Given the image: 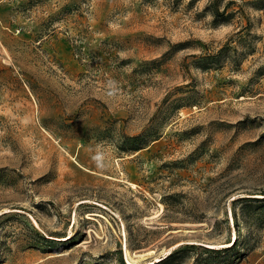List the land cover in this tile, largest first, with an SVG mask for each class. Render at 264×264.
Here are the masks:
<instances>
[{
  "label": "rangeland",
  "instance_id": "374dc122",
  "mask_svg": "<svg viewBox=\"0 0 264 264\" xmlns=\"http://www.w3.org/2000/svg\"><path fill=\"white\" fill-rule=\"evenodd\" d=\"M0 264H264V0H0Z\"/></svg>",
  "mask_w": 264,
  "mask_h": 264
},
{
  "label": "trees",
  "instance_id": "16d2710c",
  "mask_svg": "<svg viewBox=\"0 0 264 264\" xmlns=\"http://www.w3.org/2000/svg\"><path fill=\"white\" fill-rule=\"evenodd\" d=\"M216 14H218V13H216ZM253 200H254V201H259L258 199H253ZM238 244H239V243H238V240H236L235 242H233L232 246L229 247V248H227L226 250L235 249V248L238 246ZM173 256H174V254L170 255L169 257H167V258L164 259V260H161L159 263H162V262H164V261L170 260V259L173 258Z\"/></svg>",
  "mask_w": 264,
  "mask_h": 264
}]
</instances>
